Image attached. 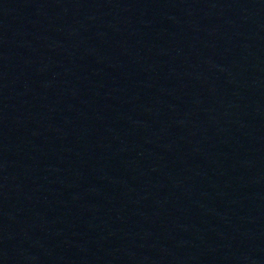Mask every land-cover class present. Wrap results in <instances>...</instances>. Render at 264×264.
<instances>
[{"label": "water", "instance_id": "1", "mask_svg": "<svg viewBox=\"0 0 264 264\" xmlns=\"http://www.w3.org/2000/svg\"><path fill=\"white\" fill-rule=\"evenodd\" d=\"M0 264H264V0H0Z\"/></svg>", "mask_w": 264, "mask_h": 264}]
</instances>
